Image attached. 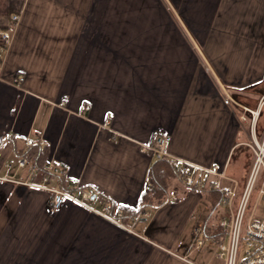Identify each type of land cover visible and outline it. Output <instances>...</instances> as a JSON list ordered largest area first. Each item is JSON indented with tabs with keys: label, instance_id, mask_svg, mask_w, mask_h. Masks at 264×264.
<instances>
[{
	"label": "crops",
	"instance_id": "crops-1",
	"mask_svg": "<svg viewBox=\"0 0 264 264\" xmlns=\"http://www.w3.org/2000/svg\"><path fill=\"white\" fill-rule=\"evenodd\" d=\"M15 25L0 51V174L44 140L64 187L92 190L97 210L136 209L158 160L142 148L168 133L171 156L224 172L205 189L245 186L247 144L264 136V0H0V28ZM178 180L175 200L123 225L71 202L52 213L49 192L0 181V264H224L213 232L193 236L222 204Z\"/></svg>",
	"mask_w": 264,
	"mask_h": 264
},
{
	"label": "built area",
	"instance_id": "built-area-1",
	"mask_svg": "<svg viewBox=\"0 0 264 264\" xmlns=\"http://www.w3.org/2000/svg\"><path fill=\"white\" fill-rule=\"evenodd\" d=\"M19 16H14L17 22ZM14 29L0 28V51L7 52L14 39ZM23 80V78H22ZM231 97H227L225 102L229 104ZM89 107L85 111H89ZM115 139V137H114ZM171 135L159 133L155 139L143 146V151L155 156L157 159H167L177 171V177L189 188L203 191L206 188V174L214 173L220 177H225L220 166L215 164L212 169H201L199 166L183 159L171 156L169 147ZM46 142L39 140L36 142L27 139L26 149L19 157L14 166L13 163L5 164L6 172L0 174V181H10L26 185L32 188H39L50 193L48 209L50 212H57L67 202L84 206L102 217L120 225L122 224L123 209L119 204L106 201L102 210H97L90 205L94 197V192L90 189L75 186L73 188L64 187L60 181L65 172L56 168L52 160L40 167L32 156L27 153L34 145L43 147ZM253 152V165L245 186L241 193H238V186L224 189V196L221 204H226L231 209L229 217H222L219 226L225 231L221 240L211 237L210 240L217 244V256L224 264H264V213L258 214L259 210H264V136L262 139L252 136L247 144ZM15 169V173L9 171ZM26 173L25 179H16L17 173ZM43 174V178L38 181L36 176ZM203 174V175H202ZM218 188L216 183H209L208 189ZM177 194L175 190L169 192L168 200H175ZM237 201V202H236ZM235 204V206H234ZM143 216H150L143 213ZM205 228L203 224L197 225L193 230V236L197 246H202Z\"/></svg>",
	"mask_w": 264,
	"mask_h": 264
},
{
	"label": "trees",
	"instance_id": "trees-1",
	"mask_svg": "<svg viewBox=\"0 0 264 264\" xmlns=\"http://www.w3.org/2000/svg\"><path fill=\"white\" fill-rule=\"evenodd\" d=\"M32 156V159L42 167L44 164L50 161L49 151L46 148H41L39 145H34L27 152ZM177 177V171L170 164L167 159H158L152 168V181L154 188H147L141 198V205L134 208H122V219L133 218L139 215L146 206H162L168 200V194L170 190V181L172 178ZM204 194L209 198L214 207H218L221 204V200L224 196V191L220 188L204 189ZM210 230L214 234L217 240H221L225 231L219 225L206 224L205 231Z\"/></svg>",
	"mask_w": 264,
	"mask_h": 264
},
{
	"label": "rangeland",
	"instance_id": "rangeland-1",
	"mask_svg": "<svg viewBox=\"0 0 264 264\" xmlns=\"http://www.w3.org/2000/svg\"><path fill=\"white\" fill-rule=\"evenodd\" d=\"M178 182L180 183L181 185V182L178 180ZM222 185L226 186V187H232L235 185V183L233 182H230V181H223ZM243 184H241L242 186ZM217 186H220L219 184H217ZM240 186V187H241ZM244 187V186H243ZM243 187L239 188L241 191L243 189ZM241 191H238V193H241ZM237 202V201H236ZM208 205V204H206ZM206 207V206H205ZM228 211V213H227ZM264 213V210H259L258 214H263ZM225 216V217H229L231 215V210L229 212V206L226 205V204H222V206H220L218 209H217V212L214 214V217L212 218L213 221H220V219H222V216ZM212 245V244H211ZM206 246H210L209 243L206 245ZM212 251L211 252H214V249H211Z\"/></svg>",
	"mask_w": 264,
	"mask_h": 264
}]
</instances>
